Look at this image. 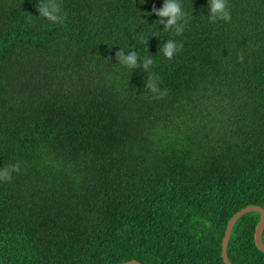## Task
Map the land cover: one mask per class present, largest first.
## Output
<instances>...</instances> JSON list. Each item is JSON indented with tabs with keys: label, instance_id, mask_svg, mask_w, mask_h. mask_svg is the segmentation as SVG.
<instances>
[{
	"label": "trees",
	"instance_id": "obj_1",
	"mask_svg": "<svg viewBox=\"0 0 264 264\" xmlns=\"http://www.w3.org/2000/svg\"><path fill=\"white\" fill-rule=\"evenodd\" d=\"M59 2L53 24L39 0H0V168L21 163L0 181V264H224L229 220L264 210V0H227L216 23L207 0H179V36L151 13L164 0ZM259 218L235 222L231 264H264Z\"/></svg>",
	"mask_w": 264,
	"mask_h": 264
},
{
	"label": "clouds",
	"instance_id": "obj_2",
	"mask_svg": "<svg viewBox=\"0 0 264 264\" xmlns=\"http://www.w3.org/2000/svg\"><path fill=\"white\" fill-rule=\"evenodd\" d=\"M207 3L210 9L208 19L211 23H216L217 21H231V10L227 0H207ZM35 7L39 13V17L53 24L63 23L66 19V13L62 12L59 0H39V3H37ZM151 13L155 14L158 18L156 21H158L159 24H163V29L165 31L174 30L177 36L183 33L187 24V13L182 9L179 0H164L162 7L157 9L153 6ZM141 39L143 38L141 37ZM145 43H147V41H145ZM182 48V44L169 39L163 43L159 51L164 58L171 61ZM115 59L120 65L131 70L135 68L148 70L153 65L151 56H145L141 60V57L135 51L126 53L121 48L116 51ZM243 59V53L238 54V62H243ZM159 84L160 77L155 73L150 74L145 82V88L147 89L145 94H150V98L154 100L165 98L169 94L168 90L160 88ZM20 169L21 163L19 161L0 168V181L10 182L13 178L12 174L18 173Z\"/></svg>",
	"mask_w": 264,
	"mask_h": 264
},
{
	"label": "water",
	"instance_id": "obj_3",
	"mask_svg": "<svg viewBox=\"0 0 264 264\" xmlns=\"http://www.w3.org/2000/svg\"><path fill=\"white\" fill-rule=\"evenodd\" d=\"M252 212H256L260 214V219L256 225L255 228V233H254V243L256 248L264 253V245L262 243L261 240V235H262V230L264 228V210L256 207V206H248L243 208L242 210H240L239 212H237L236 214H234L232 216V218L229 220V222L227 223V226L225 228V232H224V236L221 242V258L224 264H231L226 256V248L228 245V241L230 239V235L232 232V228L235 224V222L242 216L248 214V213H252ZM119 264H140L136 261H129V262H125V263H119Z\"/></svg>",
	"mask_w": 264,
	"mask_h": 264
},
{
	"label": "rangeland",
	"instance_id": "obj_4",
	"mask_svg": "<svg viewBox=\"0 0 264 264\" xmlns=\"http://www.w3.org/2000/svg\"><path fill=\"white\" fill-rule=\"evenodd\" d=\"M260 215V214H259ZM260 219V218H259ZM263 231V230H262Z\"/></svg>",
	"mask_w": 264,
	"mask_h": 264
}]
</instances>
